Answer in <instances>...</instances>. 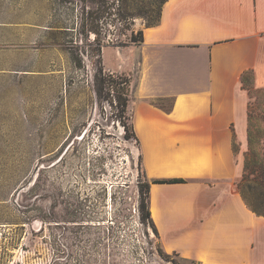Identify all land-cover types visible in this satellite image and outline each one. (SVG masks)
I'll return each instance as SVG.
<instances>
[{"label":"rangeland","instance_id":"1","mask_svg":"<svg viewBox=\"0 0 264 264\" xmlns=\"http://www.w3.org/2000/svg\"><path fill=\"white\" fill-rule=\"evenodd\" d=\"M77 1L0 0V264H194L167 258L140 220V145L124 138L116 94L97 93L95 57L80 53L95 34L74 32ZM106 22L102 37L126 41L125 22ZM119 63L102 52L107 71ZM247 88L264 117V86Z\"/></svg>","mask_w":264,"mask_h":264},{"label":"crops","instance_id":"2","mask_svg":"<svg viewBox=\"0 0 264 264\" xmlns=\"http://www.w3.org/2000/svg\"><path fill=\"white\" fill-rule=\"evenodd\" d=\"M142 31L141 44L102 52L111 47L117 71L136 76L128 112L146 177L184 179L149 186L162 248L196 264H264V216L235 187L247 151L244 72L264 86V0H166Z\"/></svg>","mask_w":264,"mask_h":264},{"label":"trees","instance_id":"3","mask_svg":"<svg viewBox=\"0 0 264 264\" xmlns=\"http://www.w3.org/2000/svg\"><path fill=\"white\" fill-rule=\"evenodd\" d=\"M136 8L127 4L126 0H78L76 10L78 11L76 26L74 32L88 38L90 33H94L95 46L88 52L81 47V54L95 57L96 71L95 81L97 93L102 95L104 90L108 93L114 92L119 107L120 122L124 129V138H134L138 144L139 139L135 133L131 122V116L128 112V105L132 99L130 78L118 72L107 71L102 64V49L104 46H122L128 44H141L144 41L142 29L134 30L131 26L134 24V18L140 17L145 20L144 27L155 26L159 22L160 12L166 0H137ZM156 12V16L152 15ZM112 18L115 21L125 22V26H115L116 32L127 37L126 41L114 38L105 39L104 26L108 22L107 19ZM103 31V32H102ZM129 32L128 34L126 33ZM109 33L112 34L111 31ZM108 36V35H107ZM253 73L249 69L242 76V85L249 93L247 88L249 82L252 84ZM162 98L154 99L152 104L159 106L165 110H170L172 100L169 107H165ZM263 119L259 114L253 115V107L251 101H248V131H247V151L244 156L243 172L241 177L235 181L236 190L240 193L247 208L258 216H264V133L263 129L258 127L257 122ZM236 140H233V150L235 149ZM142 162V156L140 155ZM144 171V169H143ZM179 183L184 182L182 178H166V179H145L144 182H138L139 194V212L140 220L143 224L149 225L154 234L159 237L158 230L151 217L149 210V186L150 183ZM162 252V251H161ZM172 254L180 256L174 251ZM167 258L170 254L165 253ZM196 264L195 261L190 260ZM176 263V262H174Z\"/></svg>","mask_w":264,"mask_h":264}]
</instances>
